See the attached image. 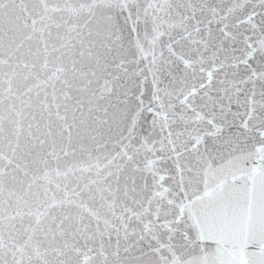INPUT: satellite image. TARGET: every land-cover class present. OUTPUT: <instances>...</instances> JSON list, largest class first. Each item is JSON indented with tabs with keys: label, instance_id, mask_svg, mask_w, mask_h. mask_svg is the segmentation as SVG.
I'll return each mask as SVG.
<instances>
[{
	"label": "snow or ice",
	"instance_id": "obj_1",
	"mask_svg": "<svg viewBox=\"0 0 264 264\" xmlns=\"http://www.w3.org/2000/svg\"><path fill=\"white\" fill-rule=\"evenodd\" d=\"M0 264H264V0H0Z\"/></svg>",
	"mask_w": 264,
	"mask_h": 264
}]
</instances>
